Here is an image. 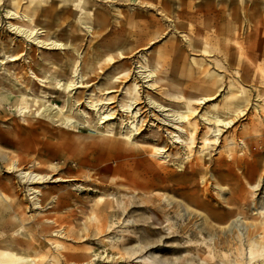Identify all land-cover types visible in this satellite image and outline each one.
<instances>
[{
    "label": "bare ground",
    "instance_id": "obj_1",
    "mask_svg": "<svg viewBox=\"0 0 264 264\" xmlns=\"http://www.w3.org/2000/svg\"><path fill=\"white\" fill-rule=\"evenodd\" d=\"M134 2L141 5L145 4L146 7L154 9L157 13L155 14H159L167 25L164 30L162 21L160 23L159 20L150 18L151 15L145 16L143 11L142 14L136 13L139 19L138 22H135L133 21L135 15L132 13L125 19L126 25H134V31L146 37L143 38V40L145 39L144 42L163 34H167L166 37L170 41L173 31L180 32L179 29L187 28L189 34L181 35L186 48L190 47L191 51L200 53L205 62L208 61L206 57L215 59V65L223 67L224 72H228L232 80L234 77L247 76L251 71L259 74L264 73V65L262 64L264 63V0H197L195 4L193 3V6H196L195 9L193 6L187 7L186 0H154V2L134 0ZM175 2L181 4L176 9H174ZM91 3L92 5H90ZM96 3L101 2L100 0H0V8L4 9L7 18V29L14 33V35L9 34L7 38L0 35V112L7 109L6 107L14 106L25 120L30 115H38L50 123L62 127L75 129L77 124H82L84 128L100 130L103 133L102 139H100L103 144L105 143L106 146H113L116 143L122 144L123 154L126 152L136 156L145 155L140 159L146 168L165 170L169 174L166 177H170L173 170L166 169L167 167L159 161L168 166L176 167L181 172L179 179L183 181L190 180L193 173L201 169L206 172L209 171L212 163V145L219 143V138L223 135L222 132L226 128L232 127L238 118L245 114L246 106L251 99L239 95L237 97L238 92L234 94L233 81H228L225 83L227 89L224 92L227 96H224L225 99L221 106L218 102H213L210 109L205 107L196 118L197 108L193 102L195 101L196 104L200 105L216 97L215 94L222 86L223 81V74L220 73V70L215 68L212 72H208L211 73L208 81L215 85L209 89L208 94L202 96L200 94V96L192 98L168 90L162 92V95L169 96L171 102L168 103L169 100L160 102L148 92L143 95L144 89L141 91L142 87H154L162 72H155L149 65L148 57L141 53L139 59L132 61V63L134 62L133 66L127 61L122 62V88L125 91L122 94V103L117 108V111H120L119 119L122 126L118 128V122L115 121V123L112 120L115 118L116 109L113 110L114 105L110 106V103L116 97L115 94L106 95L96 100L88 97L86 104L91 112L85 111L79 106L83 103V95L75 94V90L73 92L72 90L84 87L88 83L90 79L87 80L86 74L95 72L94 64H99L100 53L96 55V59L83 58L81 56L82 45L78 41L79 37L75 31L84 27L86 33L97 36L107 29L109 17L105 10L106 6L102 7ZM40 16L43 19H39ZM70 17H74V19L72 20ZM58 18L59 20H57ZM66 19H69V22H66ZM56 21L57 23H54ZM63 22L70 28L63 26ZM139 23L143 25L146 32L142 30ZM122 26L123 34L126 27L123 24ZM67 29L70 30L69 34H74V37L62 40L59 33L62 34ZM132 43L126 45L125 41L122 40V48L117 50L116 56H121L122 59L131 58L134 49ZM115 44L107 45L104 48L102 53L105 57L103 58L104 61L111 59V52ZM170 46L171 60L173 62L183 61L185 54L182 46L176 43H172ZM7 48L11 50L8 51ZM143 48L148 49L147 45ZM62 50L65 52H61ZM60 52L65 54L66 61L62 62L63 59L59 58ZM67 52H70L68 57ZM161 52L160 49L153 51V57L158 58V61H163ZM33 53L38 55L37 60ZM20 60L21 62L17 64V61ZM201 61L191 58L190 63L199 64L196 70L184 66L180 67L179 74L185 76L183 77L184 81H187L189 85L204 83L203 78L197 77L198 74L205 73V70L201 68ZM209 62L213 63L210 60ZM68 63L71 66L70 73L73 74V77L75 76V79H71V75V78L68 77L63 83L66 94L63 96L62 103L56 105L53 87L60 80L59 76L63 75L64 66ZM84 67H86L85 72L82 71ZM135 67L139 69L134 70ZM187 71L188 75H186ZM192 71L194 74L190 75ZM239 71H242L240 75H238ZM106 77L108 82L102 88L105 91L103 93L108 94L116 91L114 87H116L118 78L115 73H108ZM128 80H131L130 83L125 85ZM148 81L151 82L144 86L143 83ZM36 85L46 88L45 91L36 88ZM256 91L255 100L257 102L251 101L253 108L259 107L260 101L264 105V97L259 93L260 90ZM172 101L181 104L176 106L172 104ZM139 104L142 105L137 106ZM148 116L151 117L152 121L156 120V123L149 135L144 137L143 143H148L151 140L155 142L152 146L137 143V137L142 135V124ZM234 143V135H231L226 139L225 145L232 146ZM74 151L75 149L72 154H76ZM0 160L4 161L3 155H0ZM30 166L32 163L25 168L20 166L19 162L7 163L8 172H18L17 175L20 176L18 184L0 182V264H60L61 262L96 264L97 261L107 263L113 259L121 262L122 258L129 261L136 259L140 264H173L170 260L161 258V255L152 251L144 255L136 248L138 244L127 246L125 251L127 255L122 257V227L115 226L120 221L109 222L107 218L102 216L103 214L100 217H97L96 214L91 215V222L85 225L86 232L82 235L71 231V228L70 230L67 229L61 222L63 218L50 215L52 210L47 209L51 206L47 207L48 202H43L46 196L52 199L56 194L39 186L48 178H53L51 181L65 179L34 172L29 169ZM210 178L214 182L212 186L222 194L224 187L218 186L212 174L209 176V180ZM201 182H206L204 175L201 176ZM263 183L264 176L259 177L254 184L249 186L252 189H259ZM87 188L96 193L100 191L97 188L85 187L81 184L73 187L74 190ZM22 192L27 197L29 196V204L28 202L26 204L25 199L19 198V193ZM136 192L135 190V192H123V194L131 197ZM104 196L101 194L102 200L99 206L101 209L108 204L103 200ZM161 200L166 205L172 203V200L166 195L162 196ZM250 206L254 210L253 213L261 218L260 223L264 227V201L261 200L258 206L255 202H251ZM58 207V205L55 206L53 210H57ZM30 209L46 210V212L30 215L27 214ZM179 214L187 216L190 212L182 206L179 207ZM126 222L129 221L126 220ZM158 223H162V221L159 220ZM256 226V223H248L241 212L236 213L224 225V232H222V234L229 233L235 238L236 243L233 250L226 251L218 248L219 246H216L217 241L213 240L218 238V233L214 231L210 234L207 242L204 241V237L197 240L195 247L197 261H195L198 264H264V238L260 237L263 230L253 236L249 235ZM114 227H118L117 235L109 238L107 233L112 231ZM78 237L85 242H95L103 250L100 253H93L94 250L89 248L88 250L85 249L87 250L86 253L81 254L72 251L81 247L63 243L64 240L70 241ZM145 244L150 246V243ZM187 251L190 250L185 249V252ZM218 254L220 257L217 258ZM185 255L186 253L182 255L184 257L182 264H195L192 260L194 258H185Z\"/></svg>",
    "mask_w": 264,
    "mask_h": 264
},
{
    "label": "rangeland",
    "instance_id": "obj_2",
    "mask_svg": "<svg viewBox=\"0 0 264 264\" xmlns=\"http://www.w3.org/2000/svg\"><path fill=\"white\" fill-rule=\"evenodd\" d=\"M141 1L145 2L146 0ZM196 1L197 0H186V6L192 7L193 3L195 4ZM100 2L101 3H96V5L100 4L102 7L106 6L105 10L108 13L109 24L107 29L97 36L86 33L84 27L75 31L76 35L79 37L78 41H80L82 45L81 56H83V58H88L89 60L96 59V55L100 53L98 59L100 60L99 64H94L96 69L95 72H88V74H86L87 80L90 79L87 83L88 85L86 84L84 87L72 90V92L75 90V94L79 93L83 95V103L79 104V106L84 108L85 111L91 112V109H88L89 106L86 104L88 97L92 98V100H96L106 95L115 94L116 97L112 99L113 102L110 103V106L114 105L113 110L116 109L114 113L115 118L112 120L118 122V128L122 126L120 125L121 122L119 119L120 111H117V108L120 107L119 104L122 103V94L125 91V89L122 88V62L127 61L128 63H132L133 60L139 59L141 53L148 57L149 65L155 72L162 71L154 87H142L141 91L144 89L143 95L148 92L149 95L156 97L160 102H166L167 100H169L168 103L171 102L169 96L162 95V92L168 90L175 94H182L192 98L200 96V94L201 96L208 94L209 89L215 87L213 83L208 81L211 76V73L209 74L208 72H212L215 68L220 70V73L223 74V81L222 86L215 94L216 97L200 105L196 104L195 101L193 102L194 106L197 108L195 112L196 118L205 107H209L210 109L211 103L213 102H218L221 106L225 99L224 96H227L224 92L227 89L225 83L228 81H233V87L235 88H233V90L234 94L238 92L236 94L237 97L238 95L245 96L255 103L257 102V100H255L256 90H260L259 93L264 97L263 72L259 74L255 71H251L247 76L241 78L234 77L232 80L229 73L224 72L225 69L223 67H219L217 64L215 65V59L206 57L208 61L205 62L201 58L200 53L191 51L190 47L186 48V44L182 40L183 38L181 35L189 34L187 28L179 29L181 30L180 32L173 31L170 41H168V37H166L167 34H163L148 42H144L145 39L143 40V38L146 37L136 33V31H134V25H126L127 21H125V19L134 13L135 17L133 21L138 22L139 17L137 18L136 13H141L143 11L145 16L151 15L152 17L150 18L159 20L160 23L163 22L162 24L165 30L167 26L166 22L160 18L159 14L156 15L157 13L154 9L146 7L145 4L141 5L140 3H135L134 0H110L106 2L100 0ZM90 5H92V3ZM178 5L180 6L181 4L175 2L174 9H176ZM193 8L195 9L196 6L194 5ZM38 18L43 19L42 16ZM70 19L73 20L74 17H70ZM57 20H59V18ZM66 22H69V19H66ZM54 23H57V21ZM122 24L126 27L123 34ZM139 24L141 25V23ZM62 25L66 28H70V26H66L64 22ZM7 28V18L5 17L4 9L1 7L0 35L6 38L9 34L14 35V33L8 31L9 29ZM141 28L146 32L143 25H141ZM68 32H70V30L67 29L62 34L59 33L62 40L74 37V34H69ZM41 36H43V34H41ZM122 40L125 41L126 45L133 42L132 45H134V49L131 53L133 54L131 58L122 59L121 56H116L117 50L122 48ZM142 42L143 44H141ZM172 43L182 46L185 54L183 61L173 62L171 60L172 54L170 45ZM113 44L115 45L111 52V59H105L104 61L103 58L105 57L102 55L104 48L107 45L112 46ZM146 45L148 49L143 48V46ZM11 49L7 48L8 51ZM155 49H160L162 51L160 55L163 61H158V58L153 57V51ZM29 52L31 51L29 50ZM61 52H65V50ZM61 52L58 56L60 59H63L62 62H64L66 61L64 58L65 54ZM66 55L68 57L70 52H67ZM37 56V54H34L36 60L38 59ZM191 58H195L197 61L202 60L201 68L205 70V73L198 74L197 77L204 79L203 84L189 85L187 81H184L183 77L185 76L179 74L180 67L182 66L188 69L192 68L193 70L198 68L199 64L190 63ZM209 60L213 63L209 62ZM18 62H21V60L17 61V64ZM262 64L264 65V63ZM133 65L134 62L132 63V66ZM64 69L63 75L59 76L60 80H55L58 81V83L53 87L56 95V99H54L56 105L62 103L63 96L66 94L63 89V83L68 77L71 78V75V79H75V76L73 77V74L70 73L71 66L69 63L64 66ZM138 69V67L134 68V70ZM254 69H256V66H254ZM85 70L86 67H84L82 71L85 72ZM193 72L194 71H192L190 75H193ZM108 73H115L120 83H116V87H114L116 91L104 94L103 92L105 91L102 90V88L107 85L108 79L106 74ZM241 73L242 71H239L238 75ZM188 74L187 71L186 75ZM131 80L126 81L125 85H128ZM150 82L151 81L144 82L143 85H148ZM36 86V88H40L42 91L46 89L39 85ZM251 86H254L253 88L256 90ZM260 87L262 88L260 89ZM251 101L246 106L245 114L238 118L232 127L226 128V130L222 132L223 135L220 136L219 143L212 145L211 171L209 170L206 172L204 169H201L198 172H194L190 180L184 181L179 179L181 172L174 166H168L166 163L159 161L167 167L166 169L170 168L173 170L171 176L166 177V175L169 174L166 173L165 170L159 171L158 169L146 168L142 159H140V157L145 155L136 156L126 152L123 154L122 144L116 143L113 146H106L104 143V145L100 140L102 139L101 136H103L100 130L94 128L87 129L84 128L82 124H77L75 129L62 127L60 125H54L38 115H30L27 117L28 120H25L16 111V107H6L7 109L0 112V155L4 156V161L0 160V182H11L13 185L18 184L20 177L17 175L18 172H8L6 167L7 163L12 161L19 162L20 166L23 168L28 167V165L32 163L29 169L34 172L65 179L51 181L53 178H48L47 181L39 184V186L44 190L48 189L56 194L52 199L46 196L43 202H48L47 207L49 205L51 206L47 209L52 210L50 215L63 218L61 222L67 229L70 230L71 228V231H75L78 235H82L86 232L84 228L85 225L91 222V215L96 214L97 217H100L103 214L102 216L107 218L109 222L116 220L120 221L116 223L115 226L118 225L119 228L122 227V257L127 255L125 253L127 246L138 244L136 248L144 255L152 251L153 253L155 252V254L161 255V258L170 260L173 264H182L184 260L182 255L186 253L185 258H194L192 260L196 264L197 250L195 247L197 240L204 237V241L206 240L205 242H207L210 238V234L214 231L218 233V238L216 237L213 239L217 241L216 246L226 251L229 249L230 251L233 250L236 243V240H234L235 238L229 235V233L225 232L222 234V232H224V225L238 212L243 214V218L248 223L253 222L257 225L250 231L249 235L253 236L257 232L263 230L260 237L262 236L264 238V227H262L260 223L261 218L253 213L254 210L251 209L250 206L251 202H255L256 206H258L261 200L264 201V183L259 186V189H252L249 186L254 184L259 177L264 176V105L260 101L259 107L255 106L253 108V106H251ZM179 103L180 102L175 103L172 101V104L176 106H180L181 103ZM142 104L137 106H141ZM221 111L223 110L221 109ZM124 114L125 112L123 115ZM143 118L145 119V117ZM155 123L156 120L152 121L151 117H146L141 127L143 128L142 135L137 137V143L147 146H152V144L155 143L151 140V143H143L144 137L149 135ZM231 135H234L235 143L232 146H227L225 145L226 139ZM74 149V153L76 154H72ZM155 160H157V158H155ZM151 162L155 165L153 161ZM211 174L214 176L218 186L224 187L222 194L212 186L214 182L211 181V178L209 180ZM203 175L206 178V182H201V176ZM77 184L84 185L85 187L97 188L101 192L99 191L96 193L88 188L84 190H74L73 187ZM135 190L137 192L133 193L131 197H127V195L125 196L123 194V192L132 193L135 192ZM101 194H103V196L105 195L103 200L108 203L102 209L99 208L102 200ZM164 195L172 200L170 205H166V203L161 200ZM28 197L24 192L19 193V198L25 199L26 204L27 202L29 204ZM57 205L59 207L54 211L53 209ZM178 206L186 207L190 214L187 216L180 215ZM37 212L43 214L46 210L39 211L30 209L27 214L36 215L38 214ZM126 220L129 222H126ZM159 220H161L162 223H158ZM117 228L118 227H114L112 231L107 233V236L109 235V238H113L117 235ZM61 240L63 242V239ZM63 243L79 246L78 248L81 247L80 249L72 250L81 254L86 253L89 248L94 250L93 253H100L103 250V248L98 246L95 242H85L82 241L80 237L70 241L64 240ZM145 243H150V246H146ZM185 249H189L190 253L188 251V253L185 252ZM218 257H220L219 254L217 258ZM60 264H69V262H61ZM96 264L140 263H138L136 259L129 261L122 258L121 262L117 259H113V261L107 263L97 261Z\"/></svg>",
    "mask_w": 264,
    "mask_h": 264
},
{
    "label": "crops",
    "instance_id": "obj_3",
    "mask_svg": "<svg viewBox=\"0 0 264 264\" xmlns=\"http://www.w3.org/2000/svg\"><path fill=\"white\" fill-rule=\"evenodd\" d=\"M150 1H153L154 2V0H150Z\"/></svg>",
    "mask_w": 264,
    "mask_h": 264
}]
</instances>
